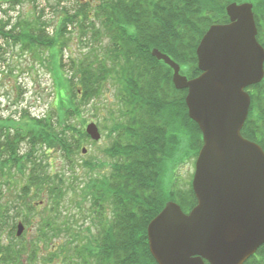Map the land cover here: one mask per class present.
<instances>
[{
	"label": "trees",
	"instance_id": "trees-1",
	"mask_svg": "<svg viewBox=\"0 0 264 264\" xmlns=\"http://www.w3.org/2000/svg\"><path fill=\"white\" fill-rule=\"evenodd\" d=\"M24 1L0 0V40L31 52L41 64L48 60L46 53L52 56L47 67L55 97L42 115L0 117V264L56 259L63 264H158L150 251L149 223L169 200L186 213L197 205L192 177L181 190L171 181L168 185L164 174L182 157L197 159L203 139L188 114L187 90L175 88L172 68L152 50L169 55L188 78L198 76L199 43L211 25L229 22L226 6L234 1L254 4L257 39L264 47V0H100L90 13L82 5L69 6L68 0H45V7L35 5L33 17L20 10L13 16ZM46 8L57 14L56 23L45 18ZM68 27L78 30L80 51H89L71 55L66 67L59 55L56 63L55 51L72 42L60 43L61 37L71 36ZM109 84L117 100L107 109L103 127L112 142L106 151L115 164L105 181L100 158L83 160L84 178L75 172V157L86 141L97 142L76 120L112 89ZM247 90L251 106L242 134L264 148V79ZM24 144L29 145L26 151ZM36 149L60 153L73 171L71 179L65 171H54ZM69 191L76 204L91 203V226L75 228L74 217L62 214ZM37 207L45 214L37 223L38 234L31 241L27 233L18 237L17 221L32 227ZM244 264H264V244Z\"/></svg>",
	"mask_w": 264,
	"mask_h": 264
},
{
	"label": "water",
	"instance_id": "water-1",
	"mask_svg": "<svg viewBox=\"0 0 264 264\" xmlns=\"http://www.w3.org/2000/svg\"><path fill=\"white\" fill-rule=\"evenodd\" d=\"M253 8L251 2L227 5L230 21L210 26L197 48L202 73L195 78L181 74L169 55L152 50L173 69L176 89L187 90L188 114L203 139L193 178L197 205L186 213L168 201L148 225L158 264H244L264 244V149L242 134L251 105L246 88L264 78ZM86 132L101 139L95 122ZM24 230L19 222L17 235Z\"/></svg>",
	"mask_w": 264,
	"mask_h": 264
},
{
	"label": "rangeland",
	"instance_id": "rangeland-1",
	"mask_svg": "<svg viewBox=\"0 0 264 264\" xmlns=\"http://www.w3.org/2000/svg\"><path fill=\"white\" fill-rule=\"evenodd\" d=\"M100 0H68L66 4L73 7H79L82 5L88 9V13L92 12L91 5H96V2ZM35 5H40L41 7L46 6L45 0H36V2L25 0L24 3L19 5V8L16 11H12L13 16H18V10L21 11L24 16L31 18L34 16ZM6 9V5H4ZM4 13H0V17H2ZM45 18L48 20L51 19L50 22H57V14L53 11H50V8H46ZM76 28L68 27V30L71 31V36L66 34L61 37L60 43L67 44L71 42L70 45L65 46L63 51L60 52L59 45L57 46V50L55 54L56 63L61 62L58 58H63V64L68 67L67 63L71 57V55L80 56L82 51L88 52L89 48L83 49L80 46V42L75 37L78 33ZM0 43L5 48V51H1V56L4 59H0V117L3 119H8L9 117H13L18 119L22 114L30 113L32 115L44 114L46 113L52 106V102L54 100V80L52 73H50V68L47 65L52 60V56H49V53H46L45 56L48 57V60L45 64H41L40 61L36 57L33 56L31 52H22L20 48L16 45H7L3 41L0 40ZM104 45H109L108 40L104 37ZM59 49V51H58ZM74 57V56H73ZM58 59V60H57ZM64 72H67V69ZM62 73V71H61ZM112 87V89H106L105 95L103 97L98 98L92 104L87 105L83 111L84 114L82 118L76 120V123L79 127H83L86 132V126L90 122H96L99 127V131L101 133V139L97 141V144L90 143V141H86L84 143V147L88 148V151L85 154H80L76 156L75 164L77 168L75 172L84 178H86V172L84 169L79 166L83 164V160H97L100 158V174L104 177L105 175H109L112 166L115 164L114 158L109 154V149L112 142L110 140V136L108 135V130L104 128L107 124L105 121L107 115V109L113 106L116 103L117 97L115 95V89L111 84L108 85ZM182 110V111H181ZM183 108L178 111V114H182ZM183 133V131L181 132ZM180 145V143L178 142ZM174 151L177 155L180 154V148L177 144H174ZM28 144H24L23 150L26 151L28 149ZM37 153V156H42L46 163L52 164L53 170L56 169L65 171L68 174L69 179H71L73 175V171L70 168L66 167V164L63 161V158L60 153L53 151L50 153L42 152L41 150H37L34 152ZM182 162L170 163L164 177L169 185L170 181L175 183L174 188L181 189L185 188L191 177L195 171V160L190 158L189 160H184V157L181 158ZM183 160L185 162H183ZM111 168V169H110ZM65 169V170H64ZM106 181V176H105ZM71 182V181H69ZM86 184V183H85ZM81 187V186H80ZM79 187V188H80ZM78 188V189H79ZM75 193L69 191L67 197L63 203L62 214L67 213L71 215L70 217H74L75 223L73 225L75 228H79V225L83 226H91L92 219L88 216L91 203L86 202L85 200L80 201L81 203L76 204ZM83 209V212L82 210ZM41 208L37 207L35 214L33 216L34 225L32 227H27L24 233L26 240L31 241L34 239L33 237L38 234L37 223L40 220L42 215ZM47 217V216H46ZM19 221V220H18ZM17 221V222H18ZM96 229V228H95ZM76 230V229H74ZM37 233V234H36ZM156 260V259H155ZM26 262V261H25ZM37 264H63V262L59 259L54 260L53 262H42L39 261Z\"/></svg>",
	"mask_w": 264,
	"mask_h": 264
}]
</instances>
